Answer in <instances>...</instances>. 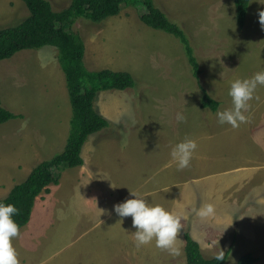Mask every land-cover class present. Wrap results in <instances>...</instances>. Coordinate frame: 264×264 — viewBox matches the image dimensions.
<instances>
[{
  "label": "rangeland",
  "instance_id": "1",
  "mask_svg": "<svg viewBox=\"0 0 264 264\" xmlns=\"http://www.w3.org/2000/svg\"><path fill=\"white\" fill-rule=\"evenodd\" d=\"M48 1L55 11L70 4V0ZM143 1L125 0L117 15L100 22L85 17L68 21V30L80 34L84 41L88 70L125 71L134 81L132 87L123 90L97 93L94 107L107 119L108 126L89 135L82 147L84 160L92 154L88 159V166L93 170L92 190L115 193L118 187L113 176L117 159L121 172L139 171L153 179L122 191L130 196V193H151L167 183L168 189L153 196L169 195L167 204H171L172 197L192 196L205 181L225 176L228 177L225 180H230L226 187L228 194L264 195V87H258L254 99L249 101L244 112L246 123L232 128L220 125L216 117L217 111L232 107L227 95L230 82L250 78L264 68V30L258 20V12L264 10V0L249 1L247 14L248 11L250 14L242 28L236 22L233 0H152L186 34L199 64L198 77L193 76L177 38L141 22L139 15L145 11ZM27 15L21 0H0V28L15 26ZM204 92L218 101L215 111L201 107ZM0 99L3 107L20 115L0 124L1 187V181L8 182L9 175H13L9 182H21L25 173L21 170L18 174L19 169L51 158L66 144L72 108L65 74L58 62V49L46 45L20 50L10 58L1 59ZM177 113L186 116V123L176 120ZM185 138L197 143L190 166L179 173L175 171V163L163 169V164L172 162L171 148ZM92 159L97 163L93 164ZM76 169L65 168L60 172L61 184L56 196H64L66 202H70L68 197L77 186ZM104 172L110 175L111 182L102 185ZM239 175L246 176L244 181ZM211 187L216 193L215 184ZM253 202L248 203L252 209L247 220L253 209L258 210ZM241 203L242 200L234 202L232 207ZM60 205L62 213L54 216L53 233L46 232L52 237L51 244L37 251L35 261L38 264H106V259L110 260L116 251V241L103 240L105 243L99 244L102 228L93 219L83 226L86 230L83 234L78 223L82 221L81 214L71 211L69 203ZM241 227L258 235L254 244L260 250L251 251L258 258L253 264H264V214ZM242 242L237 236L232 241L226 264H235L246 254L242 248L248 245ZM117 250L131 254L130 264L136 260L139 264H186L183 239L181 254L172 255L175 262L169 261V255L155 247V243L141 246L138 251L131 247ZM99 253L105 257L100 258Z\"/></svg>",
  "mask_w": 264,
  "mask_h": 264
},
{
  "label": "trees",
  "instance_id": "2",
  "mask_svg": "<svg viewBox=\"0 0 264 264\" xmlns=\"http://www.w3.org/2000/svg\"><path fill=\"white\" fill-rule=\"evenodd\" d=\"M27 10V17L15 26L0 28V60L10 58L25 49H39L54 46L58 49V62L65 74L66 87L72 108L70 131L63 149L47 160L32 168L22 182L13 186L0 202L14 204L19 212L13 217L19 229L31 217L36 197L43 191L48 192L50 184L57 185L61 168L79 167L84 164L82 147L88 136L108 126L107 119L94 107L97 93L103 90H123L133 86L132 76L125 71L110 69L88 70L85 66V44L80 34L67 28L68 21L75 17H85L100 22L109 16L117 15L125 0H70L67 8L55 11L48 0H21ZM250 0H233L236 22L239 28L245 24ZM145 11L139 19L145 25L173 35L183 45L187 61L194 77L200 73L198 61L184 31L171 22L165 13L152 0H144ZM218 101L204 92L200 103L202 108L215 111ZM20 116L3 107L0 99V124ZM186 264H226L225 260L216 261L201 253L199 243L187 231L183 232ZM258 258L246 253L235 264H253Z\"/></svg>",
  "mask_w": 264,
  "mask_h": 264
},
{
  "label": "crops",
  "instance_id": "3",
  "mask_svg": "<svg viewBox=\"0 0 264 264\" xmlns=\"http://www.w3.org/2000/svg\"><path fill=\"white\" fill-rule=\"evenodd\" d=\"M251 6L252 1L249 5V10L251 9ZM249 14L250 11H248L246 21L248 20ZM34 152L35 154H37L36 150ZM162 155L159 158H161ZM91 156L89 155L88 159ZM88 159L87 161L83 159L84 164L77 167L76 169L77 175L75 181L77 182V186L74 193L68 197V200L70 202H66L64 196H56L60 188L61 180L57 185L50 184L48 186L49 191L41 192L40 195L35 199L29 222L21 229H19V235L12 240V244L17 252L19 264H38V262L35 261L34 256L42 246L47 247L49 244H51L52 237L49 238L46 235V232L47 230H50V232H52L51 225L54 221V216H57L58 213H62V206L60 205L61 202L64 205H66V203H69L71 211L81 214L82 221L78 223L82 227L83 234L86 232L83 226L87 222H90L91 219L95 220L96 225L105 222L104 225L99 224V227L102 228V231L100 232L99 244H103L105 242L111 243L116 241V251L112 252V258L110 260L107 261L106 259V264L107 262L109 264H130L131 261L128 259H133L131 254H124L121 250L118 251L117 249H127L131 247L134 250L138 251L132 233L133 231H135V229H133L131 226V217L123 218L122 223L120 222L121 218L118 217L114 211H112L113 205L123 202L126 199L133 198L129 194L122 193L123 190H125L123 192H127L129 191L127 188H133L139 183H149L153 179H150L149 177L145 176L144 173L139 171L121 172L120 161L118 162L116 161L117 159H115V164L117 166L115 176H113V182L114 185L118 188L115 189V193H103L101 190L98 191V193H95L91 187L93 170H91L92 167L88 166ZM162 160L166 163L164 159ZM37 161L41 162V160ZM92 161L93 164L97 163L96 161H94V159H92ZM171 163L175 162L172 161L167 164L162 163L163 169H169ZM34 165L35 164H32L31 166H29V168L23 167V169L18 170V174H21V170L25 173L24 177L22 178L23 180L26 179ZM131 168H134V166H132ZM63 169L65 168H61L62 173L64 172ZM175 171L179 173V170H177V168L175 169ZM104 173L105 175L101 178L102 185L111 182V177H109L110 175L106 172ZM239 176L243 178V181L246 178L245 175L244 177L243 175ZM225 177H218L217 179L205 181L204 184L200 185L199 188L192 192V196H189V194H187L180 195L178 197H172L171 204H167L169 195L153 196L154 193H157L162 189H168L169 185L167 183L164 184V187L162 186L159 189H155L154 191L152 190L151 193L143 195L141 194L138 196L145 198L148 203L152 205H160L164 207L179 218L181 230L178 233V240L176 241L175 245L179 249L182 247L183 232L187 231L190 236L199 243L201 253L203 255L204 253H206V255H208L207 257H214L220 252V249L226 253L229 247L232 246V241L236 239V236L242 238V244L248 245L247 248H242L243 250H246V253L253 250H260L259 246L254 244V241L257 239L256 237H258V235L254 232H249L248 230L243 229L241 226L243 225V227H245L247 223H249L253 219H256L257 217H259V215L264 214V195H262L261 193L259 194V196H257V193L250 192L245 194L243 193L241 196L233 195L232 193L228 194L226 187L229 185L230 180H225ZM12 178L13 175H9L8 182L4 183L1 181L0 198H4L5 196H7L13 186L20 183L14 181L9 182ZM23 180H21V182ZM204 180L206 179H198L196 181ZM238 181L240 182L239 179ZM213 184H215V186L217 187V189L215 190L217 191L216 193H213L214 189H212L211 187V185ZM6 185H9L7 186V190L6 188H4L6 187ZM209 187H211L210 191ZM186 193L188 192L186 191ZM113 194L120 195L114 196ZM240 200H242L243 203H241L239 206L235 205L233 208L232 204L234 202H239ZM251 201H254L253 205L257 206L258 210L253 209V212L250 213L249 219L247 220L248 213L252 209L250 204H248ZM206 203H212L215 206L216 212L215 215L211 217L201 219L196 215L195 210L199 209L203 204ZM245 203L246 206H244ZM99 209H103L105 211L101 214ZM253 223L254 222H252V225H254ZM110 233H113V235L105 236L106 234ZM118 236L121 237L119 238ZM103 240L105 242H103ZM152 243H155V241L153 240ZM24 250L27 252H25ZM160 250L169 255V261H176L173 258L172 254H170L168 251L162 249ZM215 250H217V252L214 254ZM179 254L181 253L179 252ZM103 256L105 257L103 253H99L100 258H102ZM24 259H26V262H24ZM41 264L48 263L42 262ZM133 264H139V262L136 260Z\"/></svg>",
  "mask_w": 264,
  "mask_h": 264
},
{
  "label": "clouds",
  "instance_id": "4",
  "mask_svg": "<svg viewBox=\"0 0 264 264\" xmlns=\"http://www.w3.org/2000/svg\"><path fill=\"white\" fill-rule=\"evenodd\" d=\"M258 20L261 29L264 30V10L258 12ZM258 87H264V68L250 78L230 82L227 95L231 98L232 107L217 111L218 123L230 125L232 128H238L246 123L247 117L244 112L249 107V101L254 99ZM176 120L179 123H186L187 118L184 114L177 113ZM196 149V141L188 138L171 148L170 156L177 170L190 166ZM130 194L133 198L114 204L112 211L121 218V223L123 218L131 217V226L135 229L132 233L136 247L148 245L154 240L155 247L166 250L172 255H178L180 249L175 245L181 230L179 218L160 205H152L145 198L135 193ZM99 210L101 214L105 211ZM18 212L19 209L14 204L0 202V264H19L16 249L12 244V240L19 235V226L13 219ZM195 212L198 217L204 219L215 215L216 209L212 203H206ZM213 258L222 262L225 260V252L220 249Z\"/></svg>",
  "mask_w": 264,
  "mask_h": 264
}]
</instances>
